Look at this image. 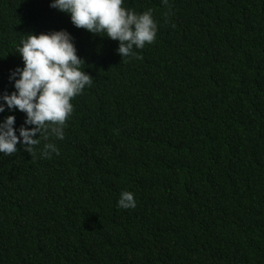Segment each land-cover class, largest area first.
Instances as JSON below:
<instances>
[{"label": "trees", "instance_id": "obj_1", "mask_svg": "<svg viewBox=\"0 0 264 264\" xmlns=\"http://www.w3.org/2000/svg\"><path fill=\"white\" fill-rule=\"evenodd\" d=\"M50 3L0 0V94L30 33L67 30L93 83L59 155L0 154V264H264V0H124L158 31L123 59Z\"/></svg>", "mask_w": 264, "mask_h": 264}, {"label": "clouds", "instance_id": "obj_2", "mask_svg": "<svg viewBox=\"0 0 264 264\" xmlns=\"http://www.w3.org/2000/svg\"><path fill=\"white\" fill-rule=\"evenodd\" d=\"M162 3L167 4V0ZM123 4L124 0H51L49 7L67 14L77 29L118 42L116 52L122 59L139 58L135 50L155 41L158 25L151 9L136 13ZM16 51L23 67L9 72L8 81L14 91L8 93L5 89L0 94V114L18 110L25 114V120L19 129L14 127V115H7L0 121V154L16 153L19 144L31 155L43 137L49 142L44 143L40 154L51 158L53 153H60L50 138L64 139L66 121L74 107L70 101L86 86L90 87L93 78L81 70L85 62L78 56L74 37L67 30L27 34ZM117 207L134 209L135 194L122 191Z\"/></svg>", "mask_w": 264, "mask_h": 264}]
</instances>
